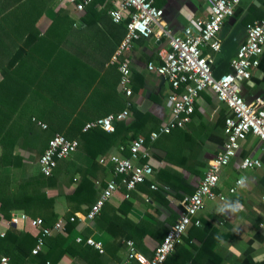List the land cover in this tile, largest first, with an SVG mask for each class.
I'll return each instance as SVG.
<instances>
[{"label":"crops","instance_id":"obj_1","mask_svg":"<svg viewBox=\"0 0 264 264\" xmlns=\"http://www.w3.org/2000/svg\"><path fill=\"white\" fill-rule=\"evenodd\" d=\"M154 1L158 8L164 10L165 23L176 35H183L187 27L198 31V22L208 19L210 15V0ZM105 3L107 6L104 7L109 13L111 3L107 0ZM99 8H102L101 5ZM59 9L67 12L71 21L75 19L73 27L71 22L57 20ZM79 19L72 6L59 3L55 8L47 5L37 22L28 23L23 39L15 41L16 35L8 30L7 41L11 50L2 56L0 64V138L4 135L13 137L14 149L10 153L13 157L24 158V161L21 167L0 165V177L9 176L13 184L41 172L39 160L28 157L31 155L29 142L34 133L48 128L66 131L73 124H87L128 110L130 115L125 122L135 129L129 135L132 137L140 133L148 137L171 118V86L167 79L148 70V64L161 63L166 42L151 38L133 44L126 55L132 77V96L127 97L121 91L118 66L111 65V58L120 43L116 41L115 47L111 44L102 46L98 44L102 39L106 41L105 37L100 36L101 39H98L90 34L79 35L76 32L80 25ZM263 19L264 0L241 1L233 18L219 34L223 49L216 54L206 51L207 55L214 57V73L217 76L232 71L231 60L245 42L248 26ZM13 23L3 22L2 25L10 28ZM21 41L28 42L29 46L18 54L17 47ZM242 94L249 103L264 99V51L260 66L253 70L251 80L243 83ZM132 106L138 115L132 114ZM230 114L228 106L220 102L211 90H206L197 100L195 114L189 125L148 144L149 161L155 173L146 184L130 194L128 200L133 204L130 219L134 222L148 220L156 224L164 223L172 213H177V218H180L181 202L190 194L184 187L195 190L205 176L209 163L223 149L225 119ZM38 123L44 124L46 128ZM126 135L123 132L117 137V142L109 149L107 156L129 157L128 148L134 140H128ZM3 154V147L0 146V156ZM246 158L260 160L262 167L242 169L241 163ZM72 160L83 167L92 164L91 158L81 149L72 156ZM107 170L106 186L115 177L110 171L112 168L107 167ZM161 171H166L168 176L159 178ZM179 175L183 181H180ZM242 175L247 176V188L244 190L236 183ZM152 184L158 188L168 187L166 198L169 206L150 196V191L157 192L151 188ZM98 186H101L100 183ZM75 187L60 184L49 190L48 194L69 195ZM234 187L237 192L231 194L230 189ZM103 189L101 187L97 200ZM217 191L224 194L226 200L207 202L199 215L202 225L188 231L166 264H264V145L258 138L249 135L241 143L236 157L223 170ZM126 194L127 190L122 186L109 204L120 205ZM238 201L244 205L243 211L238 209ZM75 206V203L68 206L63 199L56 205L59 220L67 222L68 216L78 215L73 239L79 236L92 237L103 242L105 248L110 247L113 238L108 233H100L94 222L83 221L92 206H83L81 210ZM174 222H166L165 234ZM17 226L23 230L25 223L20 222ZM160 243L157 239L146 237L144 254L150 258ZM104 255L107 264H121L128 258V246L120 251L118 261L113 260L106 250ZM59 264L80 263L70 257H63ZM131 264L139 263L133 261Z\"/></svg>","mask_w":264,"mask_h":264},{"label":"built area","instance_id":"obj_2","mask_svg":"<svg viewBox=\"0 0 264 264\" xmlns=\"http://www.w3.org/2000/svg\"><path fill=\"white\" fill-rule=\"evenodd\" d=\"M72 6L77 15L82 14L95 0H61ZM242 0H210L209 17L200 20L197 24L198 31L191 27L184 30L183 35H176L165 23V12L155 5L154 0H111L109 17L116 24L127 21V31L124 39L111 58V65H117L121 74V91L127 97L132 96L131 67L126 55L132 49L135 42L145 39H155L166 42L167 47L162 51L161 63L148 64V70L157 73L168 80L172 92L169 95L171 103V118L153 131L148 138L139 137L129 146V157L123 158L110 154L100 158L99 163L104 167H110L114 172L112 179L101 191L97 202L91 207L83 221L93 222L100 214L107 202L115 197V194L124 186L127 190L126 199H130L131 192L137 186L150 180L154 173V167L150 162H144L149 157L147 144L155 143L164 135L171 134L176 129L185 128L194 117L196 103L200 95L211 90L218 100L228 106L230 116L225 119V143L223 149L209 163L205 176L201 179L194 193L186 196L182 202V214L178 221L172 225L154 251L152 257L142 253L134 241L127 242L128 258L121 264H131L133 261L139 264H165L168 258L175 252L177 245L192 227H200L202 222L200 213L205 209L207 202H224L226 196L217 191L222 172L236 157L241 143L246 141L249 135L258 138L264 145V99L249 103L242 94V85L251 80L253 70L261 63L264 51V19L256 21L247 28V38L238 48L231 60V72L221 77L214 75V57L206 54L207 50L219 53L222 44L219 34L226 23L233 18ZM129 111L120 114H111L103 118L88 122L83 131L102 129L107 133L115 131V123L126 121ZM43 128L44 124L38 123ZM79 142L70 140L58 133L49 142L47 149L39 160L40 170L45 176H51L57 167L58 161L67 159L79 150ZM259 161V165H257ZM242 169H258L262 162L258 159L246 158L241 163ZM238 186V185H237ZM151 188L158 190L156 184ZM237 192V188H231L230 193ZM79 220L78 215L71 217V222ZM27 216L13 214L9 226H17L20 222L26 223ZM32 227L40 231L36 246L32 254L39 255L43 252L47 238L56 233H66V221L58 220L53 227L45 226L41 218L31 221ZM5 230H0V237H4ZM76 242L86 243L94 247L101 254L105 252L103 242L94 238L79 236ZM1 264H11L9 258L3 257ZM47 264H51L48 262Z\"/></svg>","mask_w":264,"mask_h":264},{"label":"trees","instance_id":"obj_3","mask_svg":"<svg viewBox=\"0 0 264 264\" xmlns=\"http://www.w3.org/2000/svg\"><path fill=\"white\" fill-rule=\"evenodd\" d=\"M105 1L95 0L79 15L80 25L76 28V32L81 36L90 34L96 38L99 37L98 39H101L100 36L105 37L106 41L102 39L98 45L107 46L111 44V46L115 47V42L121 43L122 37H125L127 21L121 24L114 23L106 11L105 7L107 4ZM59 3L67 4L61 0H0V64L2 56L8 50H11V45H8L7 41L8 30L13 31L16 35L15 41L23 39L24 30L27 29L26 25L31 22L33 24L37 22L42 17L47 5H52L55 8ZM100 5L102 8H99ZM57 20L65 23L71 22V27L75 23V19L71 21L69 14L60 9ZM12 21H14V25L10 28L2 25L3 22L11 23ZM27 46H29L28 42L21 41V45L17 47V53L20 54L25 51ZM130 111H132V114L138 115L133 106ZM85 125L73 124L66 131L61 132L55 128H48V130L38 134L34 133L29 142L31 155L28 157L40 160L50 140L60 133L70 140L79 142V150L81 149L92 160L90 167H83L73 161V154L67 159L59 160L51 176H45L40 172L37 175L22 178L16 184L12 183L9 176L0 177V230H5L6 232L4 237H0V264L3 257L9 258L11 264H47L48 262L59 264L63 257H70L79 261L80 264H107L105 262L106 254H101L86 243L78 244L73 239L77 222L70 221L71 215L67 217L66 233H56L52 237L47 238L43 252L39 255L32 254L40 236V231L32 227L31 221L41 218L44 220L45 226L53 227L59 220L56 205L60 199L66 201L68 206H72L75 203L77 210H81L83 206L89 207L95 204L101 187H106L105 179L108 178L109 172L107 167L99 163L100 158L107 156L109 149L115 145L117 137L119 138V135L123 132L128 134L126 136L130 141L136 140L140 136L146 137L140 133L131 137L129 134L134 132V126L129 125L125 121L116 122L113 133H107L99 128L84 132ZM8 136L4 135V137L0 138V146L3 147L4 151L3 156H0V165L21 167L23 166L24 158L12 156L10 151L14 149V138ZM46 139L47 144L45 146ZM168 155L170 159L171 153L169 152ZM143 161L150 162L149 157ZM110 171L114 175L113 169ZM160 176L164 178L168 175L166 176V171H161L158 177L160 178ZM179 179L183 181L180 175ZM98 183L101 186H98ZM60 184L76 187L73 193L69 195L55 196L48 194L49 190L55 189ZM144 184L138 185L137 188ZM184 188L190 194L196 190L188 186ZM167 189L168 187L163 186L159 187L157 192H149V189L147 192H149L150 196L153 195L157 202H162L165 206H169V200L166 198L168 195ZM124 196L125 200L118 206L107 202L93 221L100 233H108L113 238V243L110 247H106L105 250L110 253V256L115 261L120 259V251L125 248L129 241H134L138 249L143 253L146 252L144 244L146 237L150 236L162 243L168 233L166 231L165 234L164 229L166 222L172 223L175 221L174 223H176V219H178L177 213H172L171 217L164 223L157 222L153 224L148 220L134 222L129 218L133 204L126 199V195ZM18 212H22L27 216L23 230L19 229L18 226H9V221L13 214Z\"/></svg>","mask_w":264,"mask_h":264},{"label":"clouds","instance_id":"obj_4","mask_svg":"<svg viewBox=\"0 0 264 264\" xmlns=\"http://www.w3.org/2000/svg\"><path fill=\"white\" fill-rule=\"evenodd\" d=\"M256 163H257V165H259V161H257ZM236 183H237L238 187H239L241 190L246 189V188H247V176L242 175V176L237 180ZM237 204H238V209H239L240 211H243V210H244V205L241 204L239 201L237 202Z\"/></svg>","mask_w":264,"mask_h":264},{"label":"water","instance_id":"obj_5","mask_svg":"<svg viewBox=\"0 0 264 264\" xmlns=\"http://www.w3.org/2000/svg\"><path fill=\"white\" fill-rule=\"evenodd\" d=\"M223 49V47L221 48V50ZM214 75L216 76V77H220V76H217L215 73H214Z\"/></svg>","mask_w":264,"mask_h":264},{"label":"rangeland","instance_id":"obj_6","mask_svg":"<svg viewBox=\"0 0 264 264\" xmlns=\"http://www.w3.org/2000/svg\"><path fill=\"white\" fill-rule=\"evenodd\" d=\"M107 1H109V2H110L111 0H107Z\"/></svg>","mask_w":264,"mask_h":264}]
</instances>
